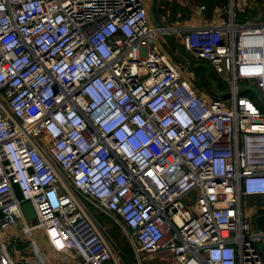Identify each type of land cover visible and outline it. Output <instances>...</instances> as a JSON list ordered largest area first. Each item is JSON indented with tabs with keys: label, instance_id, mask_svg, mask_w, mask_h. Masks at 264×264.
<instances>
[{
	"label": "built area",
	"instance_id": "2783aa9c",
	"mask_svg": "<svg viewBox=\"0 0 264 264\" xmlns=\"http://www.w3.org/2000/svg\"><path fill=\"white\" fill-rule=\"evenodd\" d=\"M188 30L184 46L228 89L207 99L156 47L145 0H0V264L43 231L76 264H119L86 204L177 264H264L242 215L264 200V23ZM237 2L239 4H237ZM246 86L244 92L239 90ZM199 189L195 205L185 198ZM30 202L36 219L22 205Z\"/></svg>",
	"mask_w": 264,
	"mask_h": 264
},
{
	"label": "crops",
	"instance_id": "0c3cea01",
	"mask_svg": "<svg viewBox=\"0 0 264 264\" xmlns=\"http://www.w3.org/2000/svg\"><path fill=\"white\" fill-rule=\"evenodd\" d=\"M227 1L231 2V0H224L223 3H221V1H216V4L212 6L211 4L198 0H145L149 23L151 26L171 27L174 29L173 33L169 36H157V49L163 53L170 55L173 64L182 73L183 79L190 83L194 88H196V81L193 65H195L194 68L198 71L200 69V65L196 64H206L202 61H199L187 52L184 46V37L186 36L188 30L192 28L220 26L226 24L230 19V13L229 10H227L226 5ZM255 2H257V0L250 1L249 5L243 10L245 12H247V9L254 10V8L252 7V3ZM237 4L239 3L237 2ZM245 24L261 23L247 21L240 25ZM215 90V92H217L218 94L215 92H208V90L197 91L201 96L207 99L227 97L228 95V89L225 86L220 89L216 88ZM241 209L243 217L251 221L255 230H258L259 227L260 231L264 234V228L262 229V226H264L263 198L244 196L241 201ZM2 237L7 241H9L12 237H16L19 239L20 251L16 254L15 257L22 263L76 264L75 254H65L63 252H57L48 242L47 237L43 231H37L30 236H22L19 232V228L15 227L10 231L4 233ZM261 242L264 244V238ZM136 246L138 247L137 241ZM20 247H23L24 249L21 250ZM26 252L29 254H27ZM158 255H162V253H158ZM173 261L174 263L172 264H177L174 258H172V262Z\"/></svg>",
	"mask_w": 264,
	"mask_h": 264
},
{
	"label": "rangeland",
	"instance_id": "374dc122",
	"mask_svg": "<svg viewBox=\"0 0 264 264\" xmlns=\"http://www.w3.org/2000/svg\"><path fill=\"white\" fill-rule=\"evenodd\" d=\"M203 1L208 4H210V1L208 0H198ZM221 3L224 2V0H219ZM220 3V2H219ZM227 10L230 12L231 8V2L227 1ZM252 9H247V12L243 13L240 12V7H238L239 11H235L234 17L237 18V22L239 24H243L247 21H251L254 23H262L264 22V0H257V2L252 3ZM231 17L233 16V12L230 14ZM237 16V17H236ZM257 18V19H256ZM168 55V54H167ZM171 59L170 55H168ZM172 61V59H171ZM193 63V62H192ZM195 64V63H194ZM196 65H200V69L197 71L193 65V69L195 71V81H196V88L197 90L206 91L208 92H215L213 83H217V89H220L224 87L221 84L220 79L209 70L208 66L204 65L203 63H199ZM242 88H246V86L242 85ZM217 93V92H215ZM218 94V93H217ZM245 95L249 96L253 101L259 106V108L264 112V104L260 103L257 94L253 90H245ZM226 97H220V99L224 100ZM199 195V189H194L186 198L185 202L189 206L195 205L197 201V197ZM86 211L89 215H92L98 223L102 226L104 229V233L107 236V238L112 242L115 255L120 257L119 264H172V258L167 257L166 255H158V253L155 254H145L140 251H138V247L136 246V240L133 238L130 234V231L127 230L124 226L121 224H118L117 219L111 218L107 216L105 213L98 210L95 206L91 204H86ZM263 220V219H261ZM259 220V221H261ZM264 226H262V229ZM5 241L2 239V244H4ZM22 244V243H20ZM21 250H23V247H20ZM27 251V250H26ZM29 252V251H28ZM31 252V251H30ZM27 253V252H26ZM29 254V253H27ZM81 258L76 255V262L80 261ZM168 260V261H166Z\"/></svg>",
	"mask_w": 264,
	"mask_h": 264
},
{
	"label": "water",
	"instance_id": "95a60500",
	"mask_svg": "<svg viewBox=\"0 0 264 264\" xmlns=\"http://www.w3.org/2000/svg\"><path fill=\"white\" fill-rule=\"evenodd\" d=\"M214 86L216 87V83L214 84ZM245 89L246 88H241L239 91L242 93V92H244ZM22 209H23V212H24L28 221H33L36 219V217H37L36 212H35L34 207L32 206V204L30 202H25L22 205ZM258 231H260L259 227H258ZM258 247L264 256V244L262 242H259ZM106 264H114V263L107 262Z\"/></svg>",
	"mask_w": 264,
	"mask_h": 264
},
{
	"label": "trees",
	"instance_id": "16d2710c",
	"mask_svg": "<svg viewBox=\"0 0 264 264\" xmlns=\"http://www.w3.org/2000/svg\"><path fill=\"white\" fill-rule=\"evenodd\" d=\"M210 1V4L213 6L216 4V1L218 2L219 0H208ZM215 83H213V86H214ZM216 86H217V83H216ZM217 87L214 86V90L216 89Z\"/></svg>",
	"mask_w": 264,
	"mask_h": 264
}]
</instances>
